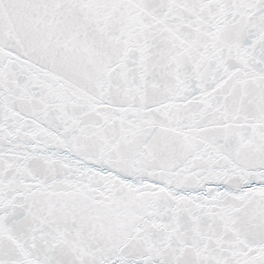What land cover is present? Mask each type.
Instances as JSON below:
<instances>
[{
    "label": "snow or ice",
    "instance_id": "obj_1",
    "mask_svg": "<svg viewBox=\"0 0 264 264\" xmlns=\"http://www.w3.org/2000/svg\"><path fill=\"white\" fill-rule=\"evenodd\" d=\"M0 264H264V0H0Z\"/></svg>",
    "mask_w": 264,
    "mask_h": 264
}]
</instances>
